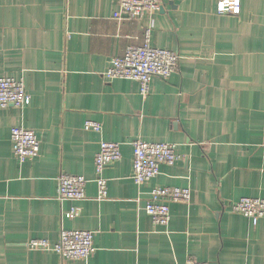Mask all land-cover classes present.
I'll list each match as a JSON object with an SVG mask.
<instances>
[{
	"label": "crops",
	"instance_id": "1",
	"mask_svg": "<svg viewBox=\"0 0 264 264\" xmlns=\"http://www.w3.org/2000/svg\"><path fill=\"white\" fill-rule=\"evenodd\" d=\"M161 2L151 16L118 19V0H0V77L22 79L30 97L0 107V264H264V218L229 211L264 198V0H240L238 14L219 13L217 0ZM147 30L151 46L179 60L143 95L138 81L103 74ZM13 127L37 134L35 158L14 155ZM137 139L173 143L180 158L137 185ZM101 141L121 147L102 172L105 198ZM62 173L86 179L84 199L57 198ZM154 185L190 189L188 204L169 203L166 227L143 209ZM62 229L91 230L94 254L63 260L26 246L54 244Z\"/></svg>",
	"mask_w": 264,
	"mask_h": 264
},
{
	"label": "built area",
	"instance_id": "2",
	"mask_svg": "<svg viewBox=\"0 0 264 264\" xmlns=\"http://www.w3.org/2000/svg\"><path fill=\"white\" fill-rule=\"evenodd\" d=\"M162 6L161 0H118L115 18L123 13L130 17L153 15ZM240 0H217L219 13L238 14ZM179 55L167 49L156 48L149 43V30L146 31L141 45H131L121 57H114L110 66L104 72V78L129 79L138 81L140 93H148L150 83L154 78L166 80L175 71ZM22 79L0 77V107L13 106L22 108L29 102ZM86 128L100 131V125L87 121ZM11 141L14 155L21 161L35 158L39 153V139L37 134L25 127L11 129ZM121 147L118 142L101 141L95 155V174L98 188V198L107 196V182L102 176L105 166L119 161ZM180 155L176 152V145L169 142H149L137 139L132 142V179L137 185L151 181L160 173V165H173ZM86 179L82 175L65 174L58 176L57 198L60 201H79L85 198ZM191 198L189 188L154 185L144 204V211L153 224L166 227L170 221L169 203L188 204ZM229 211L242 214L255 224L264 218V198L242 197L229 203ZM75 207L65 215L69 218L76 215ZM26 246L32 250L54 251L63 260H78L90 257L95 252L93 232L85 229H62L59 240L51 244L45 239H31ZM187 264H208L203 261L189 260Z\"/></svg>",
	"mask_w": 264,
	"mask_h": 264
}]
</instances>
